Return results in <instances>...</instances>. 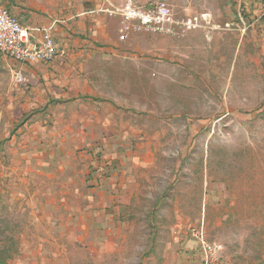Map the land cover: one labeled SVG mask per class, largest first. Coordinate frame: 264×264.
I'll return each mask as SVG.
<instances>
[{
  "label": "rangeland",
  "instance_id": "374dc122",
  "mask_svg": "<svg viewBox=\"0 0 264 264\" xmlns=\"http://www.w3.org/2000/svg\"><path fill=\"white\" fill-rule=\"evenodd\" d=\"M161 4L200 26L130 32L91 97L37 103L0 56V264H168L205 211L226 264H264V0L116 7Z\"/></svg>",
  "mask_w": 264,
  "mask_h": 264
},
{
  "label": "crops",
  "instance_id": "0c3cea01",
  "mask_svg": "<svg viewBox=\"0 0 264 264\" xmlns=\"http://www.w3.org/2000/svg\"><path fill=\"white\" fill-rule=\"evenodd\" d=\"M2 1L24 27H51L59 46V53L51 63L22 65L11 62L18 71H22L23 80L34 85L32 92L38 95L34 100L40 104H49L55 98L58 102L66 103L79 97L93 96L96 89L86 71L93 62L102 61L107 53L116 51L124 39L123 17L115 11L117 0ZM90 100L94 101L93 98ZM110 114L106 112L97 117H105L107 120ZM101 134L102 132L99 133ZM85 178L87 181V176ZM86 181L83 179L81 185L84 186ZM95 181L96 185L100 184L103 188L104 181ZM198 218L199 220H193L185 215H178L171 243L178 245V250L183 249L185 256H180L175 250L171 260L166 263L204 264L200 242L190 237V232L203 227L207 239H216V228L223 226V222L222 218L216 217V211L212 214L202 212ZM197 222L200 223L196 224ZM223 264L226 262L223 261Z\"/></svg>",
  "mask_w": 264,
  "mask_h": 264
},
{
  "label": "built area",
  "instance_id": "2783aa9c",
  "mask_svg": "<svg viewBox=\"0 0 264 264\" xmlns=\"http://www.w3.org/2000/svg\"><path fill=\"white\" fill-rule=\"evenodd\" d=\"M123 17L122 37L130 32L150 31L160 34H176L175 25L179 28L195 29L200 26L199 17L187 22L176 21L164 4L147 8H115ZM185 29V30H186ZM59 53V46L52 34L51 27H24L20 19L0 0V56L22 65L35 62L51 63ZM17 82L23 80L22 71L15 72ZM193 239L200 242L204 255V264H223L224 246L217 241L207 239L203 227L190 232Z\"/></svg>",
  "mask_w": 264,
  "mask_h": 264
}]
</instances>
